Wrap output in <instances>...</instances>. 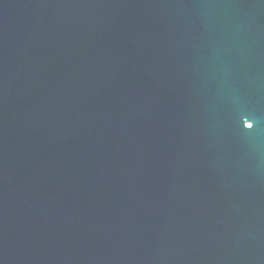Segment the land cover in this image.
Wrapping results in <instances>:
<instances>
[{
    "label": "water",
    "instance_id": "water-1",
    "mask_svg": "<svg viewBox=\"0 0 264 264\" xmlns=\"http://www.w3.org/2000/svg\"><path fill=\"white\" fill-rule=\"evenodd\" d=\"M0 264H264V0H0Z\"/></svg>",
    "mask_w": 264,
    "mask_h": 264
}]
</instances>
